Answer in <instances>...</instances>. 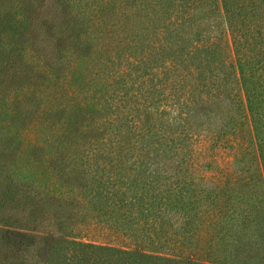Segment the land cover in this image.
<instances>
[{
    "label": "rangeland",
    "instance_id": "obj_1",
    "mask_svg": "<svg viewBox=\"0 0 264 264\" xmlns=\"http://www.w3.org/2000/svg\"><path fill=\"white\" fill-rule=\"evenodd\" d=\"M103 1L0 0V179L6 177L17 194L7 215L0 214V232L17 219L36 221L40 242L27 261L0 247V264H95L102 255L123 264L120 254L97 247L154 254L146 263L131 258L138 264L192 262L184 257L240 264L235 254L249 249L250 236L240 233L239 213L248 192L259 190L247 185L257 165L264 167V148L259 150L264 119L259 139L253 113L246 108L241 113L231 102L242 98L243 88L229 72L226 94L220 81L214 84L215 99L187 112L192 105L186 98H196L179 69L189 64L185 57L179 59L180 75L165 74L163 67L162 78L153 74L157 78L148 77L133 95L140 75L122 46L153 50L139 63L148 70L168 57L161 56V50H172L161 27L165 0H135V11L122 15L120 0H111L102 11ZM260 7L259 22L264 23ZM215 21L223 29L224 16L216 15ZM152 25L163 29L150 40L146 28ZM123 70L136 74L130 78ZM165 76L167 83H180L177 99L165 95ZM105 92L112 104L107 102V111L93 125L94 111L87 107L93 102L95 108L102 106ZM257 103L264 113V101ZM75 111L78 128L87 124L86 133L63 140V129L55 124L69 121ZM239 201L236 210L233 204ZM49 231L60 236L53 245L45 237ZM258 234H252L253 240ZM239 236H245L247 249L237 248ZM253 244L258 255L249 261L264 264V238ZM251 252L243 253L245 259Z\"/></svg>",
    "mask_w": 264,
    "mask_h": 264
},
{
    "label": "trees",
    "instance_id": "obj_2",
    "mask_svg": "<svg viewBox=\"0 0 264 264\" xmlns=\"http://www.w3.org/2000/svg\"><path fill=\"white\" fill-rule=\"evenodd\" d=\"M129 1H133L132 7L128 6L127 2ZM103 2L105 5L102 7V11L108 7L111 0H104ZM119 4V8L123 10L120 15L128 13L131 10L132 13L135 11V0H120ZM260 4L264 5V0H165V24L161 27L165 28V43L167 40H172L169 47L172 48V50L169 51L170 54L168 50H161V56L168 55V57H165V59L157 65L158 67L156 69L155 67L151 68L155 69V72L139 65V63L142 64L144 60L152 54L153 50L149 53L148 51H141V45L137 50L130 49L128 45L126 47L122 46L125 58L131 57L136 60L137 72H139L140 75L138 80L133 83L135 89L133 95H135L139 85L141 83L143 85V81L148 77L149 79L157 78L153 74L162 78L164 75H162L161 68L165 67V74L174 72L177 75H180L179 69H182L184 73L181 76L184 79H188V90L191 91L192 95L196 98V101L191 102L186 98V103L192 105L187 111L190 113L197 105L201 107L207 100L215 99V97H213L214 84H218L220 81L223 82L224 88L222 93L226 94V86L229 83L225 82V76L226 73L229 72L236 84H240L243 88L242 98L238 101L234 100L231 102L237 103V109H241V113H243L245 108L253 113V118L255 119L254 126H256L258 138L260 139V121L264 119V113L257 103L258 99L261 102L264 101V23L259 22L263 12ZM144 6L147 8L150 5ZM150 7H148V9ZM216 15L221 19L224 16L227 23H224L223 29H221L220 24L215 21ZM145 16L148 17L147 14ZM180 23L183 25L182 28L176 29ZM199 23L204 26L202 31L198 25ZM187 27H193L194 30L188 32ZM163 28L160 29L156 25L146 28L149 30L148 34L151 35L150 40H152L154 34L159 35V31ZM188 34L190 37H188ZM166 36L171 38L166 39ZM101 39H104V37H101ZM183 41H186L189 47H183ZM129 43H135L134 46L138 45L137 40H131ZM108 44L109 46H113V41H109ZM144 52H146V54L143 56L142 54ZM183 57H185L184 61L190 62L189 64H184V68H179L181 65L179 59ZM134 66L135 65L132 63V67ZM159 69L160 71L158 72ZM122 72L128 74L130 78L133 77V74H136L135 72H131V70H123ZM123 78L125 79L124 75ZM168 80L169 77L165 76L166 83L164 87L168 88V90H165V95L177 99L174 92L175 88H177L180 83L174 79H171V81L167 83ZM190 80H192L193 83H191ZM128 83L125 85L128 86ZM256 90L257 94H255ZM196 91H199V94H197ZM112 96L113 95H111V98ZM109 98L110 93L105 92L104 97L101 98L103 105L101 104L102 106H99L100 109L94 107V102L89 103L87 111H94V113H91V116H93L91 117L94 123L93 125H97V122H100L97 115H100L99 113L102 111H107L106 104L107 102L111 103ZM190 99L192 100V97H190ZM77 115V111H75L68 116L67 119H69V121L67 120V123L62 120L55 124V127H61L63 129V140L68 139V141L71 140L72 142L75 139L81 138V132L82 135L86 133L87 124L82 126V128H78ZM181 118L184 121L187 119V115H182ZM132 122L133 120H129L128 124L131 126L133 124ZM184 124L186 125V123ZM262 141L264 143V140H260V142ZM263 143L260 144L259 150L264 148ZM260 158L264 163V150L260 153ZM66 160L69 161L68 158H66ZM65 167H68L66 163ZM4 178L6 180L3 179L2 182L0 179V214L4 212V214L7 215L11 210L12 203L17 199V194L15 193L16 191L12 190V185H10L7 178ZM249 184H252L251 188L257 187L259 190L254 192L249 191V194L247 193V199H249V201L245 203L244 207L241 208V213H239L241 216L240 233L250 236L246 241L249 242V249H247V245L244 242L246 239L245 236H239L240 239L237 240V248L240 249V247L242 248V246H244L247 249H242V254H235L236 258L240 260V264H257L249 261L252 260L254 256L256 257L258 255L255 250L252 251L254 246L253 243H255L257 239L264 238V211L261 208V205L264 204V167L257 165V169L254 170L253 174L251 173L247 187ZM257 184H259V186H257ZM237 198L240 199L241 197ZM139 199L140 198H137L139 202H144ZM233 206L236 210V207L239 209L240 201L234 203ZM235 212L236 211H233V213ZM161 225H165V222H160L159 226ZM141 228L143 229V227ZM149 229L155 232L157 228L151 226ZM38 231L39 228L36 221H29L24 224L17 219L16 225L6 226L2 229V232H0V247H7L9 250H12L17 257H22L24 261H27L34 255V250L38 248V244L40 243L38 242ZM255 232L259 233L262 237H259L258 234L253 240L252 234ZM45 237L47 238L48 244L52 245L60 238L57 233L55 234V232L51 231L47 232ZM74 244H76L75 241ZM82 245L92 248L97 247L91 244ZM97 249L101 251H113L116 255L120 254L121 257L119 259L122 258L121 260L124 261L122 262L123 264H138L131 259L133 257L136 258V256L138 257L136 261L140 263L151 262L150 259L155 258L154 254L145 253L141 250L129 251L110 247H97ZM250 252L252 256L250 255V258L245 259L243 255L245 253L248 255ZM122 255H126L125 257L127 258H123ZM112 259H114L113 256L110 258L102 255L93 260V262L95 264H117V262ZM165 259L170 258L164 257L162 260L165 261ZM183 260L192 261L190 264H212L210 262L193 260L185 257Z\"/></svg>",
    "mask_w": 264,
    "mask_h": 264
}]
</instances>
